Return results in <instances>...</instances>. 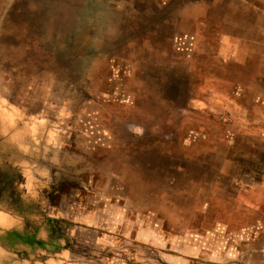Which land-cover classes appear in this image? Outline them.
I'll use <instances>...</instances> for the list:
<instances>
[{
	"label": "rangeland",
	"instance_id": "1",
	"mask_svg": "<svg viewBox=\"0 0 264 264\" xmlns=\"http://www.w3.org/2000/svg\"><path fill=\"white\" fill-rule=\"evenodd\" d=\"M1 135L0 264H264V0H0Z\"/></svg>",
	"mask_w": 264,
	"mask_h": 264
},
{
	"label": "crops",
	"instance_id": "2",
	"mask_svg": "<svg viewBox=\"0 0 264 264\" xmlns=\"http://www.w3.org/2000/svg\"><path fill=\"white\" fill-rule=\"evenodd\" d=\"M4 137L5 136H3V135H1L0 136V142H3V140H4ZM10 155V157L13 155V152H11V153H6L5 155H4V157H8ZM27 180H28V175L26 176V178L25 177H21L20 179H19V181H21V183H22V185L24 186V187H27L28 186V184H27ZM23 187V188H24ZM26 191V190H25ZM27 192V191H26ZM22 194V193H21ZM26 225V224H25ZM20 237V236H19ZM21 239V240H20ZM19 240L20 241H24V242H26V241H28L27 239H25V238H20ZM40 239V238H39ZM37 241H39V242H42V243H47L46 242V240H44L43 238L42 239H40V240H37ZM36 247V246H35ZM38 248L36 247V250L33 252V257L35 256V258L37 259L38 258V254L39 255H41V257H43V254H42V252H41V250H37ZM15 251V254H16V258L20 261V262H28L29 263V258H32L33 259V257H30V255H29V253H27L25 250H21V249H15L14 250ZM45 253H48L49 255V257H52L53 256V254H54V252H52V250L51 251H44ZM75 251L74 250H71V249H68V248H64V249H62L61 250V254H60V258H63V259H65L66 260V264L68 263V260L70 259V258H72V256L75 254L74 253ZM22 255H24V257H22ZM207 256H208V254H207ZM216 257V256H215ZM212 258V257H211ZM214 258V257H213ZM39 259L40 258H38L37 260L39 261ZM194 259H199V257L198 256H196V258H194ZM214 259H216V258H214ZM26 260H29V261H26ZM56 262V261H55ZM54 261H49V262H47V264H56ZM37 264H46V263H40V261L37 263Z\"/></svg>",
	"mask_w": 264,
	"mask_h": 264
},
{
	"label": "trees",
	"instance_id": "3",
	"mask_svg": "<svg viewBox=\"0 0 264 264\" xmlns=\"http://www.w3.org/2000/svg\"><path fill=\"white\" fill-rule=\"evenodd\" d=\"M55 3V1L53 2ZM167 103H171L170 105L176 107L178 106V102H177V99L175 98H171V99H168L166 98L165 100ZM34 244L41 250H44V251H51V249L49 248V246L45 243H42V242H39V241H35Z\"/></svg>",
	"mask_w": 264,
	"mask_h": 264
},
{
	"label": "flooded vegetation",
	"instance_id": "4",
	"mask_svg": "<svg viewBox=\"0 0 264 264\" xmlns=\"http://www.w3.org/2000/svg\"><path fill=\"white\" fill-rule=\"evenodd\" d=\"M44 167L48 168L49 171L52 170V166H51V164H45ZM41 182H42V181H41ZM64 186H65V185H64ZM64 186L61 185L60 187H57V185H56V187H55L54 185H52L51 188H50L49 190H52V193H54V192L56 191L55 194L59 195L60 193H63V192H60L61 190L66 189V186H65V187H64ZM54 190H55V191H54ZM29 205H30V204H28V209H29V210H33V211L35 212V214H36V212H37V214H38V209H36V208L32 209Z\"/></svg>",
	"mask_w": 264,
	"mask_h": 264
},
{
	"label": "clouds",
	"instance_id": "5",
	"mask_svg": "<svg viewBox=\"0 0 264 264\" xmlns=\"http://www.w3.org/2000/svg\"><path fill=\"white\" fill-rule=\"evenodd\" d=\"M25 167H27V166H25ZM47 173H45V175H46Z\"/></svg>",
	"mask_w": 264,
	"mask_h": 264
}]
</instances>
